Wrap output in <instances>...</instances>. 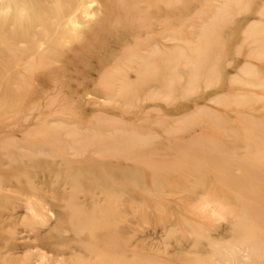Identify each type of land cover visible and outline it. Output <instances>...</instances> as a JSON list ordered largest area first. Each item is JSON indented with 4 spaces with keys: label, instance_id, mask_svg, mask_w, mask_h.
I'll return each mask as SVG.
<instances>
[{
    "label": "rangeland",
    "instance_id": "1",
    "mask_svg": "<svg viewBox=\"0 0 264 264\" xmlns=\"http://www.w3.org/2000/svg\"><path fill=\"white\" fill-rule=\"evenodd\" d=\"M158 1L151 0L147 6L155 7ZM167 1L170 2L169 13L162 22L169 23L168 32L172 35L166 37L170 48L165 47L168 50L165 69L168 79L164 87L151 85L145 88L153 92L151 99H147L146 94H139L142 108L124 109L130 106L125 97L109 100L105 93L109 85L100 77L108 69L122 71L128 68L121 56H128L131 47L138 42L134 37L137 32L130 31L120 21L114 26H105L88 38V61L85 66L70 69L73 79L36 82L31 90L34 99L30 105L40 103L42 108L33 112L48 114L49 102L56 100L53 107L63 108L68 113L74 111L75 115L81 116L83 123L91 120L104 125L107 130L127 128L160 134L149 141L160 144V147H155L158 153L148 147V140L145 139L139 143L143 147L135 149L131 162H128L136 165L138 174L135 177L108 171L107 178L114 183L119 182V189H98V192L88 188L96 197H102V205L106 203L105 195L131 197L134 213L130 211L118 221L119 225L128 227L124 235L132 240L127 257H147L153 254L151 250L159 254L163 250L161 246L164 244L154 242L162 243L165 229L161 224L154 227L150 216L158 212L165 201L170 208L194 209L199 220L214 226L209 235L214 243L207 247V251L187 253L202 257H166L169 260L167 264H244L252 257H264V205L260 201L264 186V148H260L255 140L246 144L248 138L244 136L248 132L264 141L261 139L264 138V0ZM177 7L179 11L176 12ZM144 11L142 18L148 13L147 9ZM123 16L127 18L133 14ZM157 23L154 29L159 32L162 27ZM175 26L181 31H176ZM158 56L159 53L152 58ZM102 58L107 59L106 63L101 64ZM150 68L154 71L150 73L148 69L140 74L142 79L155 73L159 66L151 64ZM120 82L118 80L110 86L121 87L123 84ZM134 85L135 89L141 86L138 83ZM28 88L30 86H23L27 91ZM17 102L19 104L20 100ZM16 110L10 111L7 99L0 95L1 117L12 114L7 120L16 119L13 115ZM53 124L64 125L61 120L53 121ZM37 130L43 131L38 127ZM23 132L15 138L13 135L8 138L24 140ZM51 144L54 152L63 151L57 149L55 142ZM205 150L212 152L213 157H228V160L224 159L222 168L230 171V179L221 177V168L210 170L207 157H203L202 151ZM184 152L190 156L184 158ZM70 157L74 158L73 155ZM58 159L64 163L54 165V169H51L52 165L46 167L51 169L53 176L51 181L42 185L57 187L60 183L65 185L66 180H72L69 177L77 180L90 173L80 166H73L82 165L83 161L66 164L61 157ZM105 160L109 165L124 164L126 161L125 158L117 159L108 151ZM196 168L200 170H197L200 178L192 174ZM201 179L207 185L205 188L199 186ZM125 183L130 187H124ZM75 187L72 186V189ZM55 194L50 190L47 196L54 199ZM56 196L59 203L69 200L59 193ZM114 204L117 210L121 209L118 203ZM253 204L254 213H250L247 207ZM67 206L70 208V204ZM26 209L23 205L16 208L21 214V219L16 222L18 235L29 241L23 246V254L47 249L44 253L49 257H60V252L40 243L34 232L26 229L23 216L25 220L31 218ZM45 226L43 231H47ZM71 232L68 230L65 233ZM252 234H256L255 239H250ZM74 241L72 239L71 242ZM49 252H52L51 255ZM76 253L82 252L77 250ZM169 255H174V252ZM68 256L63 254V257Z\"/></svg>",
    "mask_w": 264,
    "mask_h": 264
},
{
    "label": "bare ground",
    "instance_id": "2",
    "mask_svg": "<svg viewBox=\"0 0 264 264\" xmlns=\"http://www.w3.org/2000/svg\"><path fill=\"white\" fill-rule=\"evenodd\" d=\"M150 1L0 0V95L7 99L10 111L17 109V113L13 114L16 119L7 120L12 114L0 116V264H167L169 260L166 257H202L187 253L205 252L207 247L214 243L209 237L214 226L199 220L194 209L170 208L164 201L162 209L150 214L154 227L161 224L165 229L162 243L154 242L164 244L161 246L163 254L151 250L153 254L147 257H127L132 240L124 235L128 227L119 225L118 221L130 211L134 213L131 197L124 198L122 194L105 195L106 203L102 205V197H96L88 188H94V191L98 192L108 188L119 189V182L114 183L107 178V172L135 177L138 174L136 165L134 167L128 163L131 162L135 149L143 147L139 143H143L141 140L145 139L144 141L148 140V147L158 153L155 147H160V144H151L149 141L160 134L142 133L140 130L127 128L107 130L104 125L93 123L91 120L83 123L81 116L75 115L74 111L68 113L63 108L53 107L56 100L49 102L48 114L33 112L42 108L40 103L30 105L34 99L31 90L36 82H64L73 79L74 75L70 69L85 66L88 61V38L99 33L105 26H114L120 21L130 31L137 32L134 37L138 42L131 47L128 56H121L122 62L124 61L128 68L122 71L108 69L102 72L100 77L109 85L105 91L109 100L125 97L130 106L124 109L131 111L132 108H142L139 94H146V98L151 99L153 92L150 93L145 88L151 85L164 87L167 83L165 69L168 50L165 47L170 48V45L166 37L172 36L168 32L169 23L162 22L169 13L170 2L159 0L154 5L157 7L155 8L147 6ZM146 9L148 13L142 18ZM174 11H179V7ZM124 14L133 16L125 18ZM156 23L162 27L159 32L154 29ZM176 31L180 32L181 28L176 27ZM157 53L159 56L152 58ZM100 60L101 64L107 61L105 58ZM151 64L159 66L152 74L150 73L154 68H150ZM148 69L151 70L150 75L142 79L140 74H144ZM118 80L128 89L122 88L123 85L110 86ZM133 83L142 87L135 89ZM24 85L30 86L28 91L23 89ZM57 120H61L64 125H54L53 121ZM72 124L75 125L70 126ZM37 127L43 131L37 130ZM19 132L25 133L26 139L17 141L8 138L9 135L15 138ZM244 136L248 138L246 144L255 140L260 148H264V141H260L256 135H249L247 132ZM51 142H55L57 149L63 151L54 152V148L50 147L53 146ZM107 151L117 159L125 158V163L107 164ZM202 153L203 157H207L211 171L221 168V177L230 179V171L226 169V172L222 168L224 159L228 160V157H213V153L206 150ZM183 155L184 158L188 156L185 152ZM59 157L64 159L66 164L83 161L82 165L78 163L73 166H80L84 168L83 171L89 170L90 173L77 180L69 177L72 180H66L65 185H42L51 181L53 166L64 163L58 161ZM50 165L52 168L47 169ZM197 170L200 171L196 168L192 174L200 178ZM125 184L124 187H130L128 183ZM204 184L201 179L199 186L205 188L207 185ZM72 186L76 187L72 189ZM50 190L57 193L53 195L56 199L48 198ZM58 193L67 196L68 202L56 201ZM83 197L85 198L81 199ZM260 201L264 205V186ZM115 202L121 209H116ZM21 205L27 208L28 217H31L25 220L23 216L22 221L26 222V229L34 232L40 243L60 252V257H49L47 253L46 257L44 252L47 249L23 254V246L29 241L26 237L18 235L16 227V222L21 219V214L16 208ZM254 206L255 204L249 205L247 210L254 213ZM51 220H55V223H51ZM44 225L47 231H43ZM68 230H72L71 234L65 233ZM255 235L252 234L250 239ZM72 239L75 241L71 242ZM168 245H171L170 248ZM77 250L82 253L77 254ZM173 252L174 255L167 256ZM51 253L49 252L50 255ZM63 254L69 256L63 257ZM244 264H264V257H252Z\"/></svg>",
    "mask_w": 264,
    "mask_h": 264
}]
</instances>
